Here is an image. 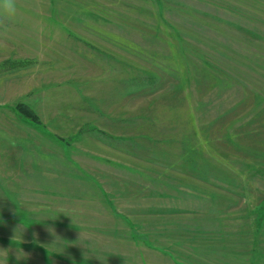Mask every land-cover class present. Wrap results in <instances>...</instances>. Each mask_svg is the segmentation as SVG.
Wrapping results in <instances>:
<instances>
[{
	"label": "rangeland",
	"instance_id": "obj_1",
	"mask_svg": "<svg viewBox=\"0 0 264 264\" xmlns=\"http://www.w3.org/2000/svg\"><path fill=\"white\" fill-rule=\"evenodd\" d=\"M16 6L0 264H264V0Z\"/></svg>",
	"mask_w": 264,
	"mask_h": 264
},
{
	"label": "trees",
	"instance_id": "obj_2",
	"mask_svg": "<svg viewBox=\"0 0 264 264\" xmlns=\"http://www.w3.org/2000/svg\"><path fill=\"white\" fill-rule=\"evenodd\" d=\"M21 65H24V64L15 63V62L14 63L12 62L11 64H9V66L11 67L10 69L17 68ZM12 111L23 122L25 121V122L30 123L32 125L38 126L40 128L44 127L40 117L38 116V114L35 112V110L29 104L24 103V102H19L18 104L15 105V107H13ZM55 139L58 142L63 143L64 145H67V146L70 145V143L67 140L61 139L57 136L55 137Z\"/></svg>",
	"mask_w": 264,
	"mask_h": 264
},
{
	"label": "clouds",
	"instance_id": "obj_3",
	"mask_svg": "<svg viewBox=\"0 0 264 264\" xmlns=\"http://www.w3.org/2000/svg\"><path fill=\"white\" fill-rule=\"evenodd\" d=\"M16 0H0V16L12 18L16 15Z\"/></svg>",
	"mask_w": 264,
	"mask_h": 264
},
{
	"label": "crops",
	"instance_id": "obj_4",
	"mask_svg": "<svg viewBox=\"0 0 264 264\" xmlns=\"http://www.w3.org/2000/svg\"><path fill=\"white\" fill-rule=\"evenodd\" d=\"M122 218H124L123 216H121Z\"/></svg>",
	"mask_w": 264,
	"mask_h": 264
}]
</instances>
